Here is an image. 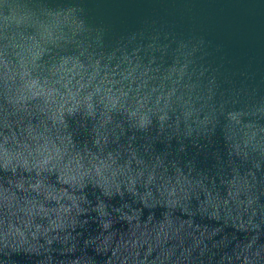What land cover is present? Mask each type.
I'll return each mask as SVG.
<instances>
[{
  "label": "water",
  "instance_id": "95a60500",
  "mask_svg": "<svg viewBox=\"0 0 264 264\" xmlns=\"http://www.w3.org/2000/svg\"><path fill=\"white\" fill-rule=\"evenodd\" d=\"M0 264H264V0H0Z\"/></svg>",
  "mask_w": 264,
  "mask_h": 264
}]
</instances>
